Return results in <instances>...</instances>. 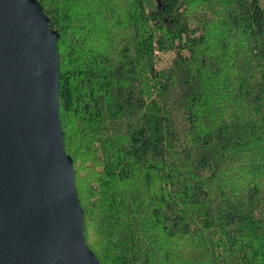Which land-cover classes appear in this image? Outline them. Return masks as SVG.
I'll list each match as a JSON object with an SVG mask.
<instances>
[{"label":"trees","instance_id":"16d2710c","mask_svg":"<svg viewBox=\"0 0 264 264\" xmlns=\"http://www.w3.org/2000/svg\"><path fill=\"white\" fill-rule=\"evenodd\" d=\"M37 1L97 260L264 264V0Z\"/></svg>","mask_w":264,"mask_h":264},{"label":"water","instance_id":"95a60500","mask_svg":"<svg viewBox=\"0 0 264 264\" xmlns=\"http://www.w3.org/2000/svg\"><path fill=\"white\" fill-rule=\"evenodd\" d=\"M57 39L39 1L0 0V264H101L63 146Z\"/></svg>","mask_w":264,"mask_h":264},{"label":"rangeland","instance_id":"374dc122","mask_svg":"<svg viewBox=\"0 0 264 264\" xmlns=\"http://www.w3.org/2000/svg\"><path fill=\"white\" fill-rule=\"evenodd\" d=\"M164 59H165V57H164ZM164 59H163V61H164ZM163 61H161V63H164Z\"/></svg>","mask_w":264,"mask_h":264}]
</instances>
